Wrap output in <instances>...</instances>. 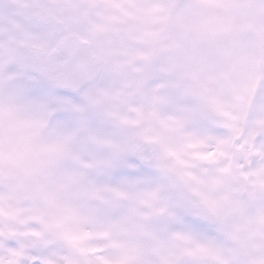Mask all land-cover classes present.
<instances>
[{
  "label": "rangeland",
  "instance_id": "374dc122",
  "mask_svg": "<svg viewBox=\"0 0 264 264\" xmlns=\"http://www.w3.org/2000/svg\"><path fill=\"white\" fill-rule=\"evenodd\" d=\"M38 2L80 26L113 98L96 125L86 97L60 103L24 51L54 36L0 0V264H264V0ZM135 137L155 168H131Z\"/></svg>",
  "mask_w": 264,
  "mask_h": 264
},
{
  "label": "water",
  "instance_id": "95a60500",
  "mask_svg": "<svg viewBox=\"0 0 264 264\" xmlns=\"http://www.w3.org/2000/svg\"><path fill=\"white\" fill-rule=\"evenodd\" d=\"M37 9V2L30 0L29 12L33 21L49 25L54 34H59L60 30L64 29L65 23L55 15H41ZM26 53L46 82L71 93H79L87 84L94 82L101 69V62L93 56L89 44L75 31L60 38L49 51L40 46L29 45L26 47ZM211 114V111H200L205 121ZM130 150L149 166L155 162L153 149L148 141H137L131 145ZM244 195H247L245 190L242 191V196ZM189 205L194 210L195 218L213 227L218 225V215L205 203L189 200Z\"/></svg>",
  "mask_w": 264,
  "mask_h": 264
},
{
  "label": "bare ground",
  "instance_id": "6f19581e",
  "mask_svg": "<svg viewBox=\"0 0 264 264\" xmlns=\"http://www.w3.org/2000/svg\"><path fill=\"white\" fill-rule=\"evenodd\" d=\"M262 76H264V69H263V73H262ZM262 83V80L260 81V84ZM250 116H251V114H250V112H248L247 113V115H246V118H245V121H244V123H243V126L241 127V129L239 130V132H238V140L239 139H241L242 137H243V135H244V133H245V131H246V129H247V126H248V121H249V119H250ZM238 140L236 141V143H234V145H233V148H234V150H236L237 151V143H238ZM237 154H235V156L233 157V161H232V165L234 166V167H236V169H238V161H237Z\"/></svg>",
  "mask_w": 264,
  "mask_h": 264
},
{
  "label": "flooded vegetation",
  "instance_id": "af4514ba",
  "mask_svg": "<svg viewBox=\"0 0 264 264\" xmlns=\"http://www.w3.org/2000/svg\"><path fill=\"white\" fill-rule=\"evenodd\" d=\"M110 58H111V57H110ZM104 82H105V84H104L103 86H101V87L99 88V90H97L98 93H95V94L91 95L92 97H95V96H98V95H102V96H105L106 100H108V99H107V98H108L107 80H105ZM97 83H98V82H97ZM97 83H96V84H97ZM94 85H95V84H94ZM59 93H60L59 95L62 94V96H64V95H68V94H66V93H62V92H59ZM79 96H82V95H79ZM79 96H78V97H79ZM75 97H76V96H75ZM68 101H70V100L68 99ZM98 112H103V110H102V109H99Z\"/></svg>",
  "mask_w": 264,
  "mask_h": 264
}]
</instances>
